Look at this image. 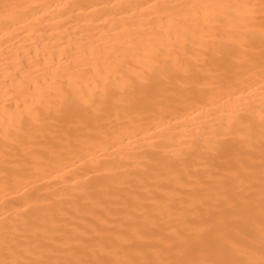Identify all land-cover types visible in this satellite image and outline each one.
Here are the masks:
<instances>
[{
	"label": "bare ground",
	"instance_id": "1",
	"mask_svg": "<svg viewBox=\"0 0 264 264\" xmlns=\"http://www.w3.org/2000/svg\"><path fill=\"white\" fill-rule=\"evenodd\" d=\"M264 0H0V264H262Z\"/></svg>",
	"mask_w": 264,
	"mask_h": 264
},
{
	"label": "snow or ice",
	"instance_id": "2",
	"mask_svg": "<svg viewBox=\"0 0 264 264\" xmlns=\"http://www.w3.org/2000/svg\"><path fill=\"white\" fill-rule=\"evenodd\" d=\"M262 264H264V262H262Z\"/></svg>",
	"mask_w": 264,
	"mask_h": 264
}]
</instances>
